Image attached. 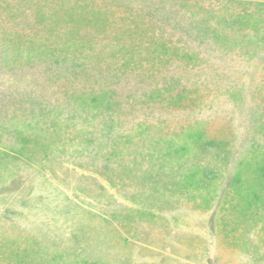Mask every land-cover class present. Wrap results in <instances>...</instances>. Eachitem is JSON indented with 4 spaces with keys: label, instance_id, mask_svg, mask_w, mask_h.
I'll return each mask as SVG.
<instances>
[{
    "label": "rangeland",
    "instance_id": "rangeland-1",
    "mask_svg": "<svg viewBox=\"0 0 264 264\" xmlns=\"http://www.w3.org/2000/svg\"><path fill=\"white\" fill-rule=\"evenodd\" d=\"M0 264H264V0H0Z\"/></svg>",
    "mask_w": 264,
    "mask_h": 264
}]
</instances>
